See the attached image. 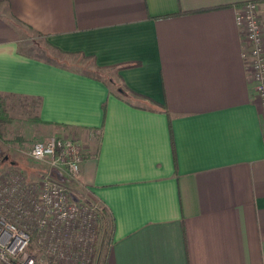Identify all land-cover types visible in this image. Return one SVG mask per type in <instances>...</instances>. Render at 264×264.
Masks as SVG:
<instances>
[{
    "label": "crops",
    "instance_id": "1",
    "mask_svg": "<svg viewBox=\"0 0 264 264\" xmlns=\"http://www.w3.org/2000/svg\"><path fill=\"white\" fill-rule=\"evenodd\" d=\"M246 2L264 28V0H0V97L35 106L23 155L51 137L81 144L77 180L52 176L113 226L107 242L99 223L93 264H264ZM24 156L1 169L37 179Z\"/></svg>",
    "mask_w": 264,
    "mask_h": 264
},
{
    "label": "built area",
    "instance_id": "2",
    "mask_svg": "<svg viewBox=\"0 0 264 264\" xmlns=\"http://www.w3.org/2000/svg\"><path fill=\"white\" fill-rule=\"evenodd\" d=\"M258 11L256 2L242 4L235 23L264 130V28ZM28 157L42 168L36 180L0 170V264H93L103 208L76 198L52 176L56 172L68 181L77 180L81 144L51 137L34 142Z\"/></svg>",
    "mask_w": 264,
    "mask_h": 264
},
{
    "label": "rangeland",
    "instance_id": "3",
    "mask_svg": "<svg viewBox=\"0 0 264 264\" xmlns=\"http://www.w3.org/2000/svg\"><path fill=\"white\" fill-rule=\"evenodd\" d=\"M80 64L86 69L90 68V66H88L83 61H81ZM4 104V110L6 113L4 114V117L2 116V118H0V170H5L1 169V167L4 165L1 163L4 162L5 157H8L9 159L10 157H13V159H18L20 156L22 157L25 155L24 157L28 160L27 166L30 169L32 168L31 170H33L34 173L38 175L39 171L42 169L41 166L35 164L32 160H30L29 157L26 156V154L23 155L24 152L22 151H24V147L27 148V145H25L24 147L21 146V143L23 141L22 136H29V133H26L25 131L29 132L28 121L33 117L36 112L35 106L28 105L23 100L15 99L9 100L8 102L4 101ZM33 143L34 141L30 143L31 146ZM13 144H16V146L19 147L18 151L15 150L11 152V146ZM101 240L104 241V236H101ZM103 241L101 243H103Z\"/></svg>",
    "mask_w": 264,
    "mask_h": 264
},
{
    "label": "trees",
    "instance_id": "4",
    "mask_svg": "<svg viewBox=\"0 0 264 264\" xmlns=\"http://www.w3.org/2000/svg\"><path fill=\"white\" fill-rule=\"evenodd\" d=\"M133 64H127V65H123L121 66V68H127V67H132ZM4 100L0 97V118H2V116L4 117L5 115V106H4ZM99 223L101 224H104L105 223V227L107 228V242H110L111 241V236H112V232H113V226L110 225V223H108V220H106V215H105V211L103 210L100 218H99Z\"/></svg>",
    "mask_w": 264,
    "mask_h": 264
}]
</instances>
